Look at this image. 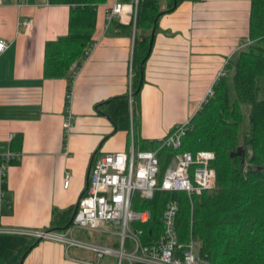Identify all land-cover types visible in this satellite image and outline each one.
<instances>
[{"label":"crops","instance_id":"crops-1","mask_svg":"<svg viewBox=\"0 0 264 264\" xmlns=\"http://www.w3.org/2000/svg\"><path fill=\"white\" fill-rule=\"evenodd\" d=\"M132 1L98 6L95 45L74 75L73 120L66 129L67 76L46 77L43 61L45 43L67 32L70 6L0 0V37L8 41L0 53V153H21L8 165L0 225L60 231L52 221L73 210L92 157L128 150L132 135L137 149L152 150L138 140H160L189 120L248 35L250 0H185L161 14L131 115L135 127L117 129L104 109L128 89L134 16L128 12L108 21L106 15L113 4ZM26 19L32 20L28 27L22 24ZM11 236L0 237V264H86L82 259L92 258L60 242Z\"/></svg>","mask_w":264,"mask_h":264},{"label":"trees","instance_id":"trees-1","mask_svg":"<svg viewBox=\"0 0 264 264\" xmlns=\"http://www.w3.org/2000/svg\"><path fill=\"white\" fill-rule=\"evenodd\" d=\"M182 1L185 0H138L134 24L131 21L132 102L130 105L127 89L109 99L104 109L117 129L129 130L132 123L135 127L136 118L131 115L139 104L145 81L151 31L158 25L156 15L173 11ZM48 2L70 6L67 32L45 43L43 61L46 77L67 76V105L74 75L94 42L98 6L105 0ZM224 69L189 119L180 148L192 153H215L211 165L216 185L191 199L185 192L172 193L179 204L176 227L179 240L187 242L192 237L197 253L206 256L210 264H264V0H250L246 44L234 52ZM138 142L146 149H155L160 140ZM163 202L158 194L147 202L151 226L159 227ZM71 210L54 217V228L67 227Z\"/></svg>","mask_w":264,"mask_h":264},{"label":"built area","instance_id":"built-area-1","mask_svg":"<svg viewBox=\"0 0 264 264\" xmlns=\"http://www.w3.org/2000/svg\"><path fill=\"white\" fill-rule=\"evenodd\" d=\"M137 3L138 0H133L129 4H113L106 15L108 21L128 12L134 16ZM31 21L26 19L22 24L28 27ZM94 45L95 42L88 47L87 55ZM7 46L8 41L0 37V53ZM227 60L216 78L225 73ZM72 86L66 105V129L73 120L69 110ZM128 95L131 105V75ZM188 124L189 120L169 131L155 149H137L132 135L128 150L107 152L94 158L75 215L63 230L0 225V234H23L34 239L60 242L66 250L87 251L92 258L82 259L86 264H210L206 256L197 253L192 237L187 242L179 240L176 227L179 204L172 193L185 192L191 199L192 195L216 185V173L211 165L215 159L213 151L192 153L180 150ZM20 157L18 151L0 153V216L4 203L8 202V165ZM161 159L165 161L164 165ZM64 185H68V175ZM157 194L164 199L159 227L150 225L151 209L146 205ZM76 230L87 231L93 238H78L74 236Z\"/></svg>","mask_w":264,"mask_h":264},{"label":"rangeland","instance_id":"rangeland-1","mask_svg":"<svg viewBox=\"0 0 264 264\" xmlns=\"http://www.w3.org/2000/svg\"><path fill=\"white\" fill-rule=\"evenodd\" d=\"M246 38L247 37H245V39L242 40V43H240L238 41L239 44L237 43L238 46H236L234 50H237L239 47L245 45L246 44V41H247ZM240 39H242V38H240ZM240 44H242V45H240ZM222 66H223V64H222ZM262 86H264V84H262ZM262 92H264V90H262ZM196 152H194V153H196ZM161 163H163V165H164L165 164V161L162 162V159H161ZM11 235L12 234H0V237L8 238V237H12ZM13 235H16V234H13ZM74 236H76L78 238H82V239H92L93 238V236H91L87 231H84V230H76L74 232Z\"/></svg>","mask_w":264,"mask_h":264},{"label":"water","instance_id":"water-1","mask_svg":"<svg viewBox=\"0 0 264 264\" xmlns=\"http://www.w3.org/2000/svg\"><path fill=\"white\" fill-rule=\"evenodd\" d=\"M161 14H162V12H159V13L156 15V19L159 18V16H160ZM154 34H155V25H154V27L152 28V31H151V38H150V42H149V49H148V52L151 50L152 42H153V38H154ZM104 114H105V113H104ZM105 115H106V114H105ZM239 150H240V149H238V152H237V153H239ZM92 160H93V157H92ZM92 160H91V163H92ZM91 163H90V166H91ZM89 169H90V167H89ZM89 169H88V175H89ZM87 182H88V176H87ZM87 182H86V185H87ZM81 195H82V194H81ZM81 195L79 196L78 201H77V203L75 204V206H74V208H73V210H72V213H71V216H70V220H69L70 222H71L73 216L75 215V212H76V209H77V206H78V202H79V199H80Z\"/></svg>","mask_w":264,"mask_h":264},{"label":"bare ground","instance_id":"bare-ground-1","mask_svg":"<svg viewBox=\"0 0 264 264\" xmlns=\"http://www.w3.org/2000/svg\"><path fill=\"white\" fill-rule=\"evenodd\" d=\"M175 4V3H174ZM174 6V5H173Z\"/></svg>","mask_w":264,"mask_h":264}]
</instances>
